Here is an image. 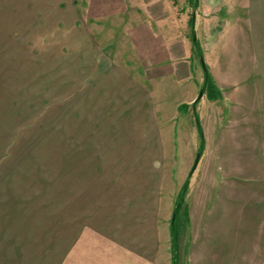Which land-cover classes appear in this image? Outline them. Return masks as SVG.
Wrapping results in <instances>:
<instances>
[{"label":"crops","instance_id":"crops-1","mask_svg":"<svg viewBox=\"0 0 264 264\" xmlns=\"http://www.w3.org/2000/svg\"><path fill=\"white\" fill-rule=\"evenodd\" d=\"M78 1L0 0V66H8L0 76V113L11 108L7 99L15 101L8 75L16 49L47 48L52 39L61 50L56 61L42 57L40 79L54 81L56 105L68 106L50 128L26 123L28 136L16 137V126H5L0 136H10L4 144L15 136L17 144L15 152H0V264H158L161 171L167 145L172 158L176 152L180 113L193 116L196 132L199 160L185 214L192 222L199 213L200 249L206 256L228 249L263 254L264 0H243L246 9L232 17L218 11L219 31L208 30L214 19L207 10L195 14L198 0L194 15L181 16L165 0L151 8L138 0H83L90 19L126 27L130 64L104 54L93 28H81ZM198 51L213 90L195 67ZM65 80L71 91H63ZM110 108L119 121L106 140L97 134L108 127ZM44 144L55 147L54 170L41 166L45 150L29 151ZM45 175H54V185ZM224 242L229 246L220 248Z\"/></svg>","mask_w":264,"mask_h":264},{"label":"rangeland","instance_id":"rangeland-1","mask_svg":"<svg viewBox=\"0 0 264 264\" xmlns=\"http://www.w3.org/2000/svg\"><path fill=\"white\" fill-rule=\"evenodd\" d=\"M144 7L145 5L153 7L156 3H159L160 0H138ZM169 2L170 7L174 10L178 11L183 14L182 11H186L187 13H193L196 1L194 0H165ZM79 7L81 17L79 18V24L81 28H93V39L95 38V34L97 35V39L101 42L102 45V52L111 58L118 59L121 63H132V54L129 42L126 36V27L121 25V21L113 22L110 19H97L92 20L87 16V2L83 0H79ZM200 6L197 8L196 13L198 15L199 12H204L207 10L208 17H213V22H208V30L212 31L217 28L221 29L222 25L219 24L216 27V16L218 15V11L226 12L229 14V17L232 15H240L242 4H247L243 0H198ZM129 7L130 3L127 2ZM240 4V6H239ZM189 13V14H190ZM216 15V16H215ZM221 18H226L227 16H220ZM194 18V16H193ZM231 20V18L229 19ZM215 21V22H214ZM229 22V21H228ZM224 24L223 28L226 27ZM95 28V29H94ZM219 28V29H218ZM203 31L202 25L198 27L197 37H202L201 33ZM217 31V32H218ZM95 32V33H94ZM238 31L232 33L237 34ZM51 37V34L49 33ZM199 38V37H198ZM50 39V38H49ZM55 40V39H54ZM54 40L48 41L47 48H17L16 49V58H15V65L11 67L13 74L8 76L14 77L15 88L14 94L15 101H12L10 97L9 102H6V105H10V109H7L5 112L0 113V136L4 135L7 132L6 127L9 126H16L14 130V135L18 137H25L27 135V128L30 126H23L28 125L26 123H32L35 126L42 125L44 122V126L50 128L54 123H56V118L61 116L62 112L66 111V104L57 106L56 103V91H55V82L50 81H42L40 79L42 72H45L46 76V68L43 69V66L39 64L42 61V57L46 60L56 61V51L61 50L55 46ZM233 40V38H232ZM27 44H39L38 42H32ZM55 46V47H54ZM228 48V47H227ZM57 49V50H56ZM70 51V50H68ZM214 48H210L207 51V58L211 65L213 64L214 60ZM202 54L201 51H198L194 57V64L199 74H202L204 68L200 61L199 54ZM67 52H65V55ZM203 55V54H202ZM65 61V60H64ZM67 62H71L69 58L66 59ZM86 66V65H85ZM83 65L82 67L85 68ZM214 66V65H213ZM5 67L8 66H0V76H6L4 72L7 73ZM66 68V67H65ZM51 70V68L49 69ZM84 72V71H83ZM194 72L196 73L195 69ZM82 73V71H81ZM54 74V73H53ZM5 85H8V81L3 82ZM167 83V82H166ZM67 84V85H66ZM71 83L68 84V81L65 80V91H71ZM205 85V83H204ZM2 86V82L0 83ZM68 86V88H67ZM0 87V92H1ZM201 92V91H200ZM2 93V92H1ZM200 94V93H199ZM6 96V95H5ZM68 95L65 96V100H67ZM1 97V101H2ZM15 105V106H14ZM187 107V106H186ZM58 108V110H57ZM64 110V111H62ZM111 108L108 110L107 118L105 119V130H101L100 136H104L103 138L108 140L110 134H107L111 129L109 128L113 122H118V119H113L114 114L112 113ZM66 113V112H65ZM64 113V114H65ZM117 117V116H116ZM24 120V123H20ZM6 126V127H5ZM48 128L44 129V133L48 132ZM17 130V131H16ZM50 130L49 135L52 137L55 136V131ZM164 131V130H163ZM11 132V131H9ZM175 133L177 136V144L175 146L176 152L173 153L174 158L171 156V146L167 145V149L170 148V153L167 152V159L165 161V168L161 171L163 176H161L163 182L161 184V189L159 193V214H158V223H159V232H160V252H159V260L158 264H264V253L263 254H256L254 255V251H230L228 250H219L217 254L213 255H204V251L200 249V234H199V213L198 215L194 216L193 221L191 222L190 218L187 217L185 214V202L187 200V194L184 198H181V191L186 181L189 180L190 182V171L192 166H194L197 157L199 156L198 153L195 152L194 144V120L191 114L185 115L184 113L179 114V118L175 123ZM109 135V136H107ZM11 137V144H4L6 141H9V137L5 139H1L3 143L0 145V152L4 149L6 152L10 150L15 152L16 145L15 140L16 137ZM54 140V139H52ZM0 141V142H1ZM23 145V142L20 143V146ZM31 145V144H30ZM30 145H25L23 148L17 152V155L22 154L21 152L25 150V147H30ZM113 146V145H112ZM115 147V146H114ZM115 148H118L115 147ZM35 149L36 152L44 151V159H42V168L45 169H53L55 168V147L51 144H44L42 146L35 145L29 148V151ZM116 151V150H115ZM196 156V157H195ZM28 158V156L26 157ZM29 158L26 160V168H29L31 162H29ZM12 167V163H10ZM7 166L6 168H8ZM5 169V167L3 168ZM49 184L54 185V175L53 176H46ZM5 179L4 176H0V181ZM4 183V182H2ZM180 204V210L176 212V209L179 207L177 204ZM191 211H193L191 209ZM176 213L174 221H172L173 214ZM175 223V227L179 231V240L177 244V248L173 252V244H172V234H171V224ZM229 243H220V248H227ZM216 251H212L215 253ZM256 253V252H255Z\"/></svg>","mask_w":264,"mask_h":264},{"label":"trees","instance_id":"trees-1","mask_svg":"<svg viewBox=\"0 0 264 264\" xmlns=\"http://www.w3.org/2000/svg\"><path fill=\"white\" fill-rule=\"evenodd\" d=\"M196 1L195 5L193 6L194 9H196V4H197V0H194ZM192 15H194L192 13ZM191 25H192V28L194 27V22H193V18L191 19ZM193 34H194V29H193ZM202 54L200 53L199 56H201ZM204 74H205V85H204V88L205 89H208V90H213L215 89V86H214V83H213V80L211 79V75L208 71V68H206L204 70ZM186 105H181V109H183ZM196 120H197V123L199 122L198 120V116L196 115ZM200 134L202 136V130H200ZM188 188H189V180L185 182L183 188H182V191H181V198H184L185 195L187 194L188 192ZM180 204L181 202H178V208L176 209V212L178 210H180ZM171 234H172V244H173V252L174 250L177 248V244H178V240H179V231L178 229L175 227V223L172 222L171 224Z\"/></svg>","mask_w":264,"mask_h":264},{"label":"water","instance_id":"water-1","mask_svg":"<svg viewBox=\"0 0 264 264\" xmlns=\"http://www.w3.org/2000/svg\"><path fill=\"white\" fill-rule=\"evenodd\" d=\"M200 61H201L202 66H203L204 68H206V63H205L204 57H203L202 55L200 56ZM204 91H205V89L203 88V89L201 90L200 94H199V97H201V96L203 95ZM198 160H199V156L197 157V160H196V162H195V164H194V166H193V169L196 168V165H197V163H198ZM175 216H176V213L173 214L172 221H174Z\"/></svg>","mask_w":264,"mask_h":264}]
</instances>
